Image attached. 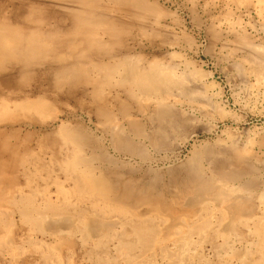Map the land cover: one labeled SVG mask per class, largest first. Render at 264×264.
<instances>
[{
	"label": "rangeland",
	"instance_id": "obj_1",
	"mask_svg": "<svg viewBox=\"0 0 264 264\" xmlns=\"http://www.w3.org/2000/svg\"><path fill=\"white\" fill-rule=\"evenodd\" d=\"M264 0H0V264H264Z\"/></svg>",
	"mask_w": 264,
	"mask_h": 264
},
{
	"label": "bare ground",
	"instance_id": "obj_2",
	"mask_svg": "<svg viewBox=\"0 0 264 264\" xmlns=\"http://www.w3.org/2000/svg\"><path fill=\"white\" fill-rule=\"evenodd\" d=\"M248 133L255 135L254 137H251V139L255 141H261L264 139V119L253 121L251 125L245 129Z\"/></svg>",
	"mask_w": 264,
	"mask_h": 264
}]
</instances>
